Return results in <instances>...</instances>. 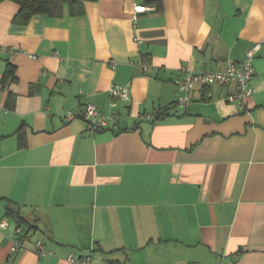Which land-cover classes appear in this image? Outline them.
<instances>
[{
  "label": "crops",
  "instance_id": "0c3cea01",
  "mask_svg": "<svg viewBox=\"0 0 264 264\" xmlns=\"http://www.w3.org/2000/svg\"><path fill=\"white\" fill-rule=\"evenodd\" d=\"M18 11L0 3V264H264V0H73L24 25ZM254 47L240 107L234 84L177 105V78ZM114 85L130 100L111 108ZM88 104L118 128L89 132ZM15 227L31 240L11 252Z\"/></svg>",
  "mask_w": 264,
  "mask_h": 264
},
{
  "label": "built area",
  "instance_id": "2783aa9c",
  "mask_svg": "<svg viewBox=\"0 0 264 264\" xmlns=\"http://www.w3.org/2000/svg\"><path fill=\"white\" fill-rule=\"evenodd\" d=\"M147 8L143 5H136L133 7V15L131 17L132 22L136 21L137 14L143 13ZM257 47L248 50L245 54L244 60L240 64H231L223 71L213 70H201L197 72L186 73L184 77L177 78L174 81V86L179 93L177 105L179 107H187L191 102V93L195 85L216 84L219 87H226L234 84L235 91L229 94L226 99L229 103L238 104L239 107L243 100L254 93V89L250 85V80L256 74L255 69L252 66V60L254 52ZM147 64L142 65V70L147 71ZM264 72V71H263ZM109 94L111 97L110 107L115 108L117 101L127 102L130 100V90L127 85H114L110 87ZM159 114L154 113L152 115H146L144 118L150 120L157 117ZM75 116L73 113L68 112L67 118L73 119ZM82 120L86 124L87 130L91 133H97L103 129L109 128L116 130L118 116L109 112L102 114L98 108L93 104H88L84 107ZM7 229V223L4 220H0V231ZM11 252L20 251L23 247V243L30 242V236L22 231L20 227H15L11 234ZM33 248L36 254L40 257L51 255L52 253L46 250L44 244L37 240L33 243ZM70 264H91L86 258H74L72 255H68L67 259Z\"/></svg>",
  "mask_w": 264,
  "mask_h": 264
},
{
  "label": "trees",
  "instance_id": "16d2710c",
  "mask_svg": "<svg viewBox=\"0 0 264 264\" xmlns=\"http://www.w3.org/2000/svg\"><path fill=\"white\" fill-rule=\"evenodd\" d=\"M4 0H0V3ZM18 4L19 11L13 19L14 24L24 25L30 18L37 14L60 16L64 5H70L73 0H10ZM13 73L7 68L2 83L5 84L7 77Z\"/></svg>",
  "mask_w": 264,
  "mask_h": 264
}]
</instances>
